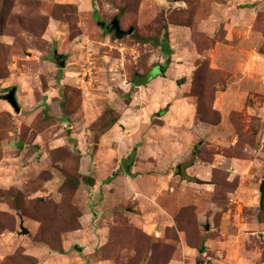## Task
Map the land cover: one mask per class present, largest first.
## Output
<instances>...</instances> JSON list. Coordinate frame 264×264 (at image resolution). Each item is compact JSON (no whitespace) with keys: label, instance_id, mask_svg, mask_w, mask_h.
<instances>
[{"label":"rangeland","instance_id":"obj_1","mask_svg":"<svg viewBox=\"0 0 264 264\" xmlns=\"http://www.w3.org/2000/svg\"><path fill=\"white\" fill-rule=\"evenodd\" d=\"M263 179L264 0H0V264H264Z\"/></svg>","mask_w":264,"mask_h":264},{"label":"water","instance_id":"obj_2","mask_svg":"<svg viewBox=\"0 0 264 264\" xmlns=\"http://www.w3.org/2000/svg\"><path fill=\"white\" fill-rule=\"evenodd\" d=\"M101 28L103 29H108L109 31H113L114 32V35L116 37H122L126 34H130L132 33L133 31V28H129L128 30H123L121 29L120 27V24H119V20L117 18H114L110 24H105L104 22H98L97 23ZM54 57H55V60L57 62V64L60 66V67H64L65 66V58L63 55L61 54H58V53H55L54 54ZM161 70V69H159ZM180 80H178L176 83H179ZM14 90L15 89H12L8 94H6V98L8 100V102L10 103V105L14 108V110L16 112L19 111V106L16 102V99H15V96H14ZM129 168L126 167V170H128ZM259 193H260V196H259V207H262L263 206V202H264V179L261 180V183L259 185ZM20 228H21V232L22 233H26L27 232V229L23 227V225L20 223Z\"/></svg>","mask_w":264,"mask_h":264},{"label":"trees","instance_id":"obj_3","mask_svg":"<svg viewBox=\"0 0 264 264\" xmlns=\"http://www.w3.org/2000/svg\"><path fill=\"white\" fill-rule=\"evenodd\" d=\"M149 40L153 41L159 47V49H160V51H161V53L163 55L170 54L171 49L169 47V44H168L167 40L157 41L154 38H149ZM153 70H151V72H146L145 74L134 73L133 77L131 79L132 85H143V84L147 83L154 76ZM12 89H14V87H11V90ZM14 94H15V90H14ZM84 180H85L86 184H88V185H92L93 184V180L89 176H85Z\"/></svg>","mask_w":264,"mask_h":264},{"label":"flooded vegetation","instance_id":"obj_4","mask_svg":"<svg viewBox=\"0 0 264 264\" xmlns=\"http://www.w3.org/2000/svg\"><path fill=\"white\" fill-rule=\"evenodd\" d=\"M106 30H108V29H106Z\"/></svg>","mask_w":264,"mask_h":264}]
</instances>
